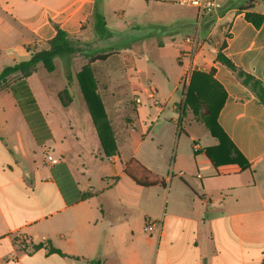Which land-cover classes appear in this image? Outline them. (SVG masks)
<instances>
[{
    "label": "crops",
    "instance_id": "obj_1",
    "mask_svg": "<svg viewBox=\"0 0 264 264\" xmlns=\"http://www.w3.org/2000/svg\"><path fill=\"white\" fill-rule=\"evenodd\" d=\"M171 6L180 5L176 0H0V40L23 37L8 57L28 60L27 47L42 48L60 29L75 45L88 48L73 57L76 75L90 63L87 56L112 55L105 52L111 37L145 29L154 23L157 8ZM241 8L264 16V0H219L216 12L202 21L196 9L177 16L171 23L179 28L171 31V53L165 56L177 61L178 69H168L165 56L155 69L125 59L120 80L103 85L98 63H90L117 155H105L77 80L63 85L72 96L64 106L59 92L48 84L32 86L28 79L41 114L32 121L37 136L12 92H0V264L96 259L102 264H264V106L217 59L221 52L264 85V22L256 28ZM98 14L105 19L102 32ZM159 47L165 53L166 45ZM80 61H86L82 68L76 66ZM191 86L202 90L206 104L220 106L217 122L231 143L224 149L184 107ZM149 89L156 90L159 106ZM170 103L178 117L169 116L172 129L164 132L158 128ZM179 132L185 137L176 138ZM129 165L152 172L166 185H137L126 174ZM147 218L162 221L159 235L144 233ZM19 237L27 240L25 247L17 243ZM47 243L65 256L33 250Z\"/></svg>",
    "mask_w": 264,
    "mask_h": 264
},
{
    "label": "trees",
    "instance_id": "obj_2",
    "mask_svg": "<svg viewBox=\"0 0 264 264\" xmlns=\"http://www.w3.org/2000/svg\"><path fill=\"white\" fill-rule=\"evenodd\" d=\"M246 12V19L251 22L256 28H260L264 22V16L250 12L251 8H241L240 12ZM98 29L100 32L105 29V19L98 14ZM101 27L103 29H101ZM104 38V37H103ZM27 52L30 54L28 60L19 62L14 65L6 66L0 72V92L11 91L14 95L18 106L24 115L25 119L30 124L32 132L37 136L39 129L32 121L35 117H39L40 111L36 104V100L28 85V79L36 72L39 64H42L44 68L49 72H53L56 68L55 60L60 58L64 60V74L68 83H73L76 80L80 84L82 93L88 105V109L94 121L98 136L100 138L104 153L107 157H111L118 154L115 140L113 138L112 130L107 119L104 104L102 102L101 94L97 87V81L93 76L90 68V63L93 62H105L111 55L100 54L95 56H87L89 58V64L84 66L81 71L76 75L73 71V57L81 52V49L75 45L70 39L68 34L60 29L54 39L47 42L39 51H32L30 47H27ZM217 59L226 65L230 70L237 74V76L248 86L258 97L260 103L264 106V85L256 80L251 75L238 69L229 59H227L221 52H219ZM16 74H21V77L9 84L8 79ZM202 90H198L189 87L186 93V100L184 107L190 109L195 117L201 121L205 127L209 130L211 135L218 139L220 144L219 148L224 149L229 140L223 130L220 128L217 122V115L219 107L216 108L210 104H206V98L203 97ZM59 99L64 106H68L72 101V96L69 89H65L59 94ZM203 102L206 104L203 105ZM240 157V155H238ZM227 161H232L227 156ZM126 174L141 187H153L157 185L165 186L166 182L163 178L153 174L152 172L142 168L140 171L134 170L130 165L126 168ZM45 248L49 254H58L65 256L60 250L54 248L49 243L38 244L33 246V250H39ZM87 264H102L98 259L89 261Z\"/></svg>",
    "mask_w": 264,
    "mask_h": 264
},
{
    "label": "rangeland",
    "instance_id": "obj_3",
    "mask_svg": "<svg viewBox=\"0 0 264 264\" xmlns=\"http://www.w3.org/2000/svg\"><path fill=\"white\" fill-rule=\"evenodd\" d=\"M196 10L192 8H187L185 6H171V7H161L157 8L155 10V15L151 18V20H154L152 25L147 26L145 29L147 30V34H149L148 37H144V27H141L138 30H135L134 34L129 33L128 37H111L110 42V49L106 53H111V57L106 62H97L96 66V73L100 80V82L103 83V85L107 84L109 81L120 80L119 75H121L123 68L124 60L127 59V64L130 65V61H140L139 64L147 69H155L156 62L161 58V56H165L166 53H171L170 48L167 46V40L168 37L171 36V31L178 29L179 26L176 24V26L171 23L172 21L177 18L179 15H186L195 13ZM196 16L194 14V22H195ZM123 28V26H122ZM131 28L127 27L123 31L125 33L130 32ZM122 34H119V36H125ZM25 38V37H24ZM23 37H2L0 40V71L3 70L6 66L13 65L15 63H19L22 61H25L26 58L17 56L15 61L11 60L8 55L13 51L14 46L22 44ZM75 43V42H74ZM159 44H165L166 49L164 50L165 53H163V50L160 49ZM30 50L32 51H39L41 48L38 46L30 45ZM81 49V51L87 50L88 48L85 46L77 45ZM143 52L141 53V51ZM29 54V53H28ZM167 58L166 66L168 69L175 68L178 69L179 64L175 60H171L170 55L165 56ZM30 58V54L28 59ZM86 61H83V63L77 62L76 66H79V68L83 67V64ZM56 68L53 72L49 73L42 64H39L36 72L31 76L32 78L29 79V83L34 86L37 85L40 87L41 84H48L53 90L58 93V96L60 93H62L65 89L63 88V85L68 81L64 74V60L57 58L55 60ZM110 65V68L108 70V76L107 78L106 74V67ZM111 66H116L111 67ZM74 70L77 72V68L74 67ZM21 77V74H16L11 76L7 81V86L9 84H12L16 80H18ZM62 89V90H61ZM52 90V89H51ZM2 92H5L2 91ZM177 100H180L179 98ZM179 102V101H178ZM174 105L173 103H170L165 113L161 116V124L158 129L163 130L164 132L170 131L172 128L171 126L166 124V120H168L169 116L172 115L174 117H178V114L173 112ZM154 123V122H153ZM152 123V124H153ZM170 123V122H169ZM148 128L152 125L151 120L147 121ZM176 130V129H175ZM180 135H176V138H179L182 136L183 138L185 135L183 132H179ZM208 141L213 142L211 138H207ZM173 142L175 143V140L173 139ZM173 143V144H174Z\"/></svg>",
    "mask_w": 264,
    "mask_h": 264
},
{
    "label": "built area",
    "instance_id": "obj_4",
    "mask_svg": "<svg viewBox=\"0 0 264 264\" xmlns=\"http://www.w3.org/2000/svg\"><path fill=\"white\" fill-rule=\"evenodd\" d=\"M176 3L180 6L192 7L196 9L198 13V19L202 21L203 19L211 16L216 12L219 0H176ZM148 95L149 98L154 101V105L156 107L159 106V102L156 99V90L149 89ZM136 102L140 103L141 101L138 98ZM48 159L50 161L53 160L52 157H49ZM162 229H163L162 221L154 220L151 218H147L145 220L143 231L146 235L150 237L153 235H159L162 232ZM17 243L20 246L25 247L27 244V240L22 237H19L17 239Z\"/></svg>",
    "mask_w": 264,
    "mask_h": 264
}]
</instances>
